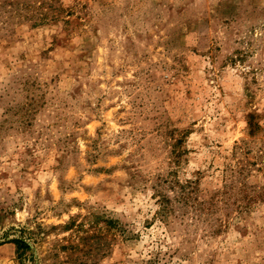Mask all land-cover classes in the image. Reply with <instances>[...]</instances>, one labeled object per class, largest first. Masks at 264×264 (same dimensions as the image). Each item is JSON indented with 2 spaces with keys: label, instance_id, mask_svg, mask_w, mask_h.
Returning <instances> with one entry per match:
<instances>
[{
  "label": "rangeland",
  "instance_id": "374dc122",
  "mask_svg": "<svg viewBox=\"0 0 264 264\" xmlns=\"http://www.w3.org/2000/svg\"><path fill=\"white\" fill-rule=\"evenodd\" d=\"M0 264H264V0H0Z\"/></svg>",
  "mask_w": 264,
  "mask_h": 264
},
{
  "label": "trees",
  "instance_id": "16d2710c",
  "mask_svg": "<svg viewBox=\"0 0 264 264\" xmlns=\"http://www.w3.org/2000/svg\"><path fill=\"white\" fill-rule=\"evenodd\" d=\"M12 242L17 247V255L19 256V259H23L24 257H26V252L31 250V246L22 239H15Z\"/></svg>",
  "mask_w": 264,
  "mask_h": 264
}]
</instances>
